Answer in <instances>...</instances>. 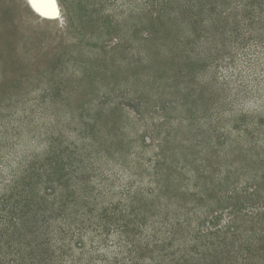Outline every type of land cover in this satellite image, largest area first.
Here are the masks:
<instances>
[{"label":"rangeland","instance_id":"rangeland-1","mask_svg":"<svg viewBox=\"0 0 264 264\" xmlns=\"http://www.w3.org/2000/svg\"><path fill=\"white\" fill-rule=\"evenodd\" d=\"M59 3L0 0V264H264V0Z\"/></svg>","mask_w":264,"mask_h":264},{"label":"trees","instance_id":"trees-1","mask_svg":"<svg viewBox=\"0 0 264 264\" xmlns=\"http://www.w3.org/2000/svg\"><path fill=\"white\" fill-rule=\"evenodd\" d=\"M24 213H25L24 215L26 217L29 216V215L30 216L32 215L31 210H27ZM8 216L9 215L2 217L3 222L6 224L5 225V231H3V233H2V238L3 239L7 237L6 240H8V236L10 238H12V237H15V236H13L15 234H17L16 238L18 237L19 239H27L29 237L33 238V235L36 232L34 231L35 230V226L32 224L33 223V222H31L32 220L28 219V220H25V222H22V220L20 219L19 220L20 221L19 224H17V222L16 223L15 222L14 223H10L9 221H6L8 219ZM37 228H38V226H37ZM11 230H14V231L12 232ZM41 233H42V231H41ZM30 243L34 244L33 239L31 240ZM34 246L36 247V244H34ZM30 247H31V245H30Z\"/></svg>","mask_w":264,"mask_h":264},{"label":"bare ground","instance_id":"bare-ground-1","mask_svg":"<svg viewBox=\"0 0 264 264\" xmlns=\"http://www.w3.org/2000/svg\"><path fill=\"white\" fill-rule=\"evenodd\" d=\"M55 4L56 6H58L59 9V18L61 19L62 16V9L59 3V0H55ZM34 11L36 12V14H38L39 16L45 18V19H49V20H56L59 18H55V12L53 9V6L51 4H49L47 2V0H41V6L39 8H37L36 5L32 4Z\"/></svg>","mask_w":264,"mask_h":264},{"label":"snow or ice","instance_id":"snow-or-ice-1","mask_svg":"<svg viewBox=\"0 0 264 264\" xmlns=\"http://www.w3.org/2000/svg\"><path fill=\"white\" fill-rule=\"evenodd\" d=\"M30 2L39 8L41 6V0H30ZM49 4L53 6L54 12H55V18H59V9L58 6L55 4V0H47Z\"/></svg>","mask_w":264,"mask_h":264},{"label":"water","instance_id":"water-1","mask_svg":"<svg viewBox=\"0 0 264 264\" xmlns=\"http://www.w3.org/2000/svg\"><path fill=\"white\" fill-rule=\"evenodd\" d=\"M27 3H28V6L30 7V9L33 11V12H35L34 11V8H33V5H32V3L30 2V0H27ZM36 13V12H35Z\"/></svg>","mask_w":264,"mask_h":264}]
</instances>
